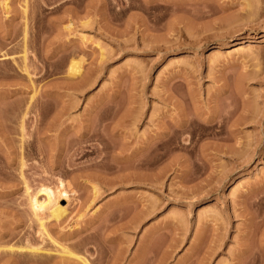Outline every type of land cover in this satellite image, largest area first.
<instances>
[{"label": "rangeland", "instance_id": "1", "mask_svg": "<svg viewBox=\"0 0 264 264\" xmlns=\"http://www.w3.org/2000/svg\"><path fill=\"white\" fill-rule=\"evenodd\" d=\"M84 259L264 264V0H0V264Z\"/></svg>", "mask_w": 264, "mask_h": 264}, {"label": "bare ground", "instance_id": "2", "mask_svg": "<svg viewBox=\"0 0 264 264\" xmlns=\"http://www.w3.org/2000/svg\"><path fill=\"white\" fill-rule=\"evenodd\" d=\"M24 58L26 59V54L24 55ZM26 67H25L24 70L27 69ZM27 73H29V71ZM180 107H182V106H180ZM181 116H183V115H181ZM192 116H194V115H192ZM213 117H212V119H213ZM179 123H181V124L179 125ZM179 123H178L179 126L176 127L177 134H176V141H175V143H176L177 148H183V149L184 148H190L191 146H193L194 141L196 139L195 136L197 135L198 130H203V128H204V130H207L206 128L209 127V126L205 127L206 125H203L202 123L198 122L194 117H191L189 115L186 116L184 118V120L182 119V121L179 122ZM211 127H213V126H211ZM211 127H209V128H211ZM212 130H214V131H212L213 136L218 137L219 134H220L219 133L220 131H215L214 128ZM184 132H187L190 135L188 137L189 138V142L186 143L185 145L181 142V137H182L181 135H183ZM62 185L63 184L61 183L60 186L63 187ZM60 186L58 185V187H56V189L55 188L53 189L52 187L47 186V185L41 186L40 193L42 191L46 195V198L43 201H40L39 198H37V196H32L31 197V206L34 209L36 215L37 214L39 215L40 211L45 209V210H48L49 211V216L50 217H54L56 219H59L61 216H63V214L65 213L66 209L59 205V203H58V200L59 199L58 198H59V196H63V195L66 196L68 194H67V191L65 189H62ZM33 195H37V193L36 194H33ZM41 217L42 216L40 215V217H39L40 222H41V220H43ZM41 226L43 227L41 229H43L47 233V229L45 228V225H44V222L43 221H42ZM45 232H43V233H45ZM47 236L50 238V236L48 235V233H47ZM50 239H52V238H50ZM32 249L35 250V251H37V250L39 251L40 248L38 249V248H35V247L33 248L32 247ZM61 249H62L61 251H63V253L70 254V255L73 254V252H71L70 250H68V248H66L64 246H62ZM84 260H85V263L86 264H90L88 262V260H86V259H84Z\"/></svg>", "mask_w": 264, "mask_h": 264}]
</instances>
